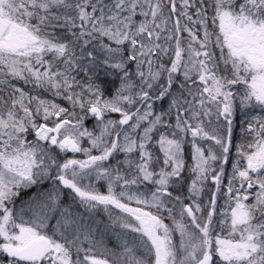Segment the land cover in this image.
<instances>
[{
	"label": "snow or ice",
	"instance_id": "6c2138e0",
	"mask_svg": "<svg viewBox=\"0 0 264 264\" xmlns=\"http://www.w3.org/2000/svg\"><path fill=\"white\" fill-rule=\"evenodd\" d=\"M0 264H264V0H0Z\"/></svg>",
	"mask_w": 264,
	"mask_h": 264
}]
</instances>
